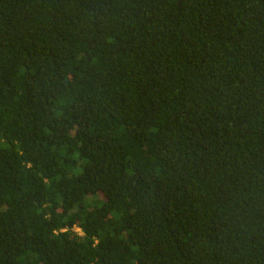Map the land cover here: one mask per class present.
<instances>
[{
    "label": "trees",
    "instance_id": "trees-1",
    "mask_svg": "<svg viewBox=\"0 0 264 264\" xmlns=\"http://www.w3.org/2000/svg\"><path fill=\"white\" fill-rule=\"evenodd\" d=\"M0 264H264V0H0Z\"/></svg>",
    "mask_w": 264,
    "mask_h": 264
}]
</instances>
